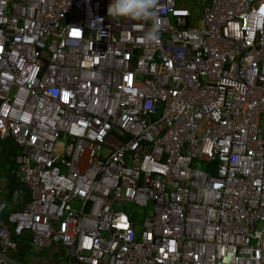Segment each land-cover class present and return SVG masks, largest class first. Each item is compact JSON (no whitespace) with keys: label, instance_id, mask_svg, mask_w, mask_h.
Here are the masks:
<instances>
[{"label":"built area","instance_id":"1","mask_svg":"<svg viewBox=\"0 0 264 264\" xmlns=\"http://www.w3.org/2000/svg\"><path fill=\"white\" fill-rule=\"evenodd\" d=\"M110 3L0 0V138L30 196L0 264H29L24 234L50 264H264V0Z\"/></svg>","mask_w":264,"mask_h":264},{"label":"crops","instance_id":"2","mask_svg":"<svg viewBox=\"0 0 264 264\" xmlns=\"http://www.w3.org/2000/svg\"><path fill=\"white\" fill-rule=\"evenodd\" d=\"M17 148L10 139L0 138V219L13 211L17 206L25 204V188L19 181V173L16 172ZM15 199V200H14ZM43 258L36 257L32 264H50L51 259H59L57 251L39 252Z\"/></svg>","mask_w":264,"mask_h":264},{"label":"clouds","instance_id":"3","mask_svg":"<svg viewBox=\"0 0 264 264\" xmlns=\"http://www.w3.org/2000/svg\"><path fill=\"white\" fill-rule=\"evenodd\" d=\"M160 7V0H111L107 11L108 15L114 18L152 21L156 18ZM142 39L145 44H151L157 41L159 39V30L157 26L153 24V26L145 32ZM8 214L3 218H6Z\"/></svg>","mask_w":264,"mask_h":264},{"label":"trees","instance_id":"4","mask_svg":"<svg viewBox=\"0 0 264 264\" xmlns=\"http://www.w3.org/2000/svg\"><path fill=\"white\" fill-rule=\"evenodd\" d=\"M10 141H12L17 148V152L15 153V156H16L15 158L17 159L20 153L19 148L13 140L10 139ZM18 170H19V166L16 161V172H18ZM25 192H26L25 202H27L30 199V196L26 188H25ZM16 208H21V206H17ZM17 241H18V253L14 255V258L17 261L24 262L27 256H30V253L33 251L31 244H30V236L24 234L22 237L18 238Z\"/></svg>","mask_w":264,"mask_h":264},{"label":"rangeland","instance_id":"5","mask_svg":"<svg viewBox=\"0 0 264 264\" xmlns=\"http://www.w3.org/2000/svg\"><path fill=\"white\" fill-rule=\"evenodd\" d=\"M57 152H61V148H57ZM127 212H131L135 215V219L137 222H142L143 220V217H144V213H143V209L140 210L139 212H137L133 207H132V210L130 211V209H128ZM64 252H62V256L64 257ZM36 257H39V258H43L42 256V253H39L38 251L36 250H33L31 253H30V256H27V261L29 262V264H32L33 261L36 259Z\"/></svg>","mask_w":264,"mask_h":264},{"label":"water","instance_id":"6","mask_svg":"<svg viewBox=\"0 0 264 264\" xmlns=\"http://www.w3.org/2000/svg\"><path fill=\"white\" fill-rule=\"evenodd\" d=\"M15 200V199H14Z\"/></svg>","mask_w":264,"mask_h":264}]
</instances>
